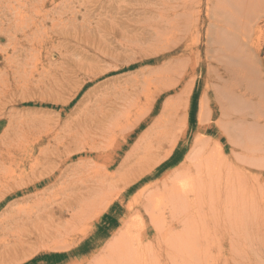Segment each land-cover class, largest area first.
<instances>
[{"label": "rangeland", "instance_id": "1", "mask_svg": "<svg viewBox=\"0 0 264 264\" xmlns=\"http://www.w3.org/2000/svg\"><path fill=\"white\" fill-rule=\"evenodd\" d=\"M95 1L97 0H53V2H51V0H0V26L2 25V28L0 27V29L3 30V26L7 27L6 25L13 26V29H15L17 27L16 23H18L19 27H22V31L20 28H17L13 31V33L12 31L10 32L19 40L15 44L7 42L6 36L3 35L4 33L2 32L1 34L0 32V146H2L3 149L9 147L11 151L15 152L19 145H15L14 147H12V145L5 146L6 138L8 136H12V133L21 134L20 132L22 131V134H25V137H28L29 141H34L32 143L26 142L28 143V146L31 145L36 149L33 157H38V159H42L43 161V168L40 167V164H36L37 166L33 164L36 168V170L34 169L33 171H30L29 166L31 163H27V160H25L26 162L23 166L16 163L11 164L9 162H5L2 165V162H0V181H4L6 178L9 179V177L5 175L2 176L1 173H3L6 169H15L13 166H19L21 170L18 169L19 171H15V174H17L15 175V178L14 176L10 177V180L13 179L11 180L13 184L7 188L16 187L20 184L17 177L18 175H27V177L37 175V177L42 178L48 174L45 173V168L46 171L51 170V168L52 171L55 170V175L51 184H49L50 187L46 185L43 187V189L49 187L48 191H43L42 189L35 193L29 192L27 193L26 198L20 193L19 195L17 193L14 197L7 196L3 201H1V227L5 228L7 226V219L13 215V213L15 214L19 211V209H24V214L25 210H31V206L33 205L35 198H42L43 200H48V198H50L49 200L57 202L53 201V204L51 201L46 208L47 211L45 212L47 213L51 210L52 215L49 217L50 219H54L52 221L53 223H51V228L59 226V223L69 220L70 214L75 211L72 209V206L69 207V204L78 209V204L84 201L92 202L89 208L83 210L84 213L86 212L85 216L79 217L76 220V222L82 226L84 224V218L87 217V214L88 217H92L88 221L89 223H87V225L83 228L86 231L81 234L78 233L74 235L73 233H69L67 235L69 236L68 240H66L68 243L78 240L75 245L74 243L71 244L72 248L80 242L82 243V246L77 247L76 251L73 250V253L70 252V254L72 253L71 256L70 254L68 257L65 255L66 258L64 259L62 256H59L58 262H52L53 264H62V261L64 260L68 261L69 264H80L81 262V264H136L138 262H136L137 256L131 253V249L134 247V249L144 248V251H146L147 248L145 247L150 243L151 245L148 250L152 252L148 259L140 264H174V262H176L175 260L178 250L173 249L171 246L173 243L170 242L173 241L172 239H174L177 234L186 232L190 227L184 219H182V222L177 226H173V231L171 228H168L170 227L169 225H164L162 229L164 231H168L166 232L167 234H163L161 239L154 240V231L149 228L151 222L147 212V210L151 207L153 208L154 213L159 216V222H162L163 219L169 221V216L174 218L184 217L188 212L189 214L187 216L191 215L194 216V218H200L195 212L198 211L199 207H203L204 205L210 206L213 204L219 205L215 211H209V209H206V214L202 215V218L207 217L205 218V225L208 227H205V229L203 226L202 228L205 230L203 229V232H200L198 235H202L201 233L204 232H209L210 229L211 233H206L204 237L207 235L211 237L213 234L215 236H219V233L221 232L220 235L222 234L223 236H228L229 238L230 233L234 232V230H243L245 227L250 226L248 227L249 229L256 230L257 232L259 231V234L261 235L260 237L264 238V192L262 193L259 190L257 192V188L260 189V187H264V172L258 173L255 177L248 179L244 176L245 174H243V171L245 169H253L254 171L256 168H254L251 163H245L243 159L240 161L236 160L235 163L233 160L234 164L230 167H234H232L230 174H225L223 171L222 174H224V177L218 176V178L216 176L215 179H220L222 177L220 181H224L226 183V179L224 180V178H227V182L230 183L231 180L238 178L237 180L239 181H236L240 182V184L247 182L248 187H246L247 189L245 188L247 196L249 195V188H253L256 191L255 193H251L249 198L253 207L252 209L251 207L246 208V210L239 209V206L236 203L238 201L236 199H234L235 203L232 201L233 199H231V202L229 203V200L226 199L225 193L223 194V192L213 190L210 192L203 191L197 195L194 204H191L193 205L192 210L194 211L192 212V210L190 211V209H188L184 200L178 196H166L164 192L167 187H171L173 190L177 191L189 185L182 172L187 164L185 156H187L188 152L191 150L192 152H199L203 147L201 144L192 147L191 144L195 136L198 134V127L196 126L198 123L196 119L199 113V99L204 90L206 84L205 81L208 79V74L206 70H204L202 75L197 78L195 84L190 85V89L188 85L191 82L188 84L187 82L192 78H188L187 81L179 86L178 90L175 92L171 91L169 93L159 95V87L161 88L163 84L156 83L155 80L151 78L152 76L165 75L166 72L172 75L170 76L171 78H175V74L177 72L175 64H167L168 66L162 67L161 65L165 62V60L161 58L160 51L166 45H174L179 38V34L178 32L176 33L177 30H172L174 33H170L169 42L164 39V44L163 40L157 41L159 40L157 32L154 33V31H152L149 27L150 24L152 25V21H156V14L153 11L152 14H144L141 6L162 8L165 4L164 2L168 1L169 4H173L174 0H112L110 4L102 3L103 6L113 4L117 5V7L120 6L121 9H123V7L125 9L127 8L128 13L123 15H120V13L116 11V8L113 9V11L107 10L109 13H106L107 11L94 10V8H97ZM240 2L244 4L242 0ZM53 5L58 6L59 11L62 9L61 12L65 9V12H62L61 15L56 14ZM109 5H107V7ZM215 12V19H220L219 15L221 14H219V11L216 9ZM23 19L28 22L27 24H34L36 27L31 28V30L28 31V27L25 26L26 21L23 24ZM21 20L22 25L20 24ZM7 22L11 23L6 24ZM204 31L205 29L203 32ZM15 32L16 34H14ZM25 35H28L29 41L36 44V50H34L35 52L33 51V54L36 56L35 59L37 61H33L35 60L33 57L26 58L25 61L24 56L17 58V60L12 61L11 63L5 62L4 58V60L1 59L2 55L5 56L11 53L10 51L13 46H16L19 52H24V50L29 47L27 46L28 39H26ZM163 38H165L164 35ZM260 38L262 45L259 53L256 51L258 50V47L252 45L251 43H249V46L246 47V51L248 50L253 53V56L256 59L259 58L264 66V32L261 33ZM178 50L174 51L171 56L172 58L179 55L180 52ZM204 50V45H202L200 48L202 56L204 55ZM25 62H28V64ZM252 65L253 64H251V66ZM255 67L258 69L257 64H255ZM255 67L247 68L248 74L253 76L255 75L254 77L257 76L260 78H257L258 80L255 79L257 81H255L252 88L250 87V89H248L250 91H247H254L253 93L256 94L255 100L253 101L252 99V102H248V107L243 105V110L247 116L252 114L254 111H258L260 124H262L264 123V100H262L264 99V67H262L260 74L257 72ZM42 69H44V71ZM209 71L212 76V69ZM148 74H152V76L148 77ZM258 74L262 75L259 77ZM144 77L149 79V84L144 81ZM209 79L211 80L212 77ZM135 80H138V83ZM258 81L261 85L263 83V86H261ZM136 83L137 86H135ZM211 83L214 85V88L207 90V96L209 98L210 108L213 112L212 122L205 123L201 127V133L204 136L203 139L210 142V146L216 150V153L219 151L218 145H221L225 154L224 158L228 159L232 149V145L230 144L231 140H234L237 137H235V134L230 133L228 129L225 130L226 127L224 128V125L226 126V119L224 115L221 116L222 112L220 107H224L223 104L225 103V100L221 97V94H218V88H215V82ZM25 86H27L26 90L24 88ZM214 89H216L215 91L217 92V95ZM260 89H263L262 94L260 93V95H258L259 92H261L259 91ZM22 90L23 92H21ZM189 91L192 92L191 96L189 95ZM74 93L75 96H71ZM256 97L258 100H262L261 103L259 101L262 105L256 101ZM126 99H131V101L137 104L138 108L134 107L127 111L128 113L126 116L128 117L126 119L123 118L119 126L113 129V133L115 135L112 134L111 136V134H108L109 136H105V134L103 136H98L91 133L86 136L83 135L85 132H82L81 134L76 133V131L84 129L85 126L89 124L94 126V124H96L95 121L98 124V119L101 118V114H99L101 111L99 109H103V111L109 110L108 108H110L109 106L112 104L114 105V110L112 111L113 117H118L122 108V102ZM106 100L108 101L106 102ZM166 100H172V102L176 103V106H178L175 121L177 122L176 124L179 128L176 131V136L172 134L169 138L170 140H174L176 146L174 147L171 156L164 158L163 155L168 149L166 141L161 150L155 149L153 151V158L151 160L141 153V151H143V146L142 148H139L140 150L137 148V141L143 133H148L150 128L153 129V126L151 127V125L154 120L164 118L168 114V111L162 114L161 110V106ZM187 103H190L189 111L184 109ZM151 105L153 106V109L151 114L148 116L144 113V111L147 107H151ZM251 108L253 110H251ZM138 117L141 119L139 120ZM218 117H221L220 120L222 127L221 125L217 126L216 124V120H219ZM222 120L224 122H222ZM250 121L251 120L249 119L248 123L250 127H248V129L250 132L259 130L258 127L253 129V125ZM126 124L130 125V130H122L120 127V125L126 126ZM185 124L188 128L187 131L189 130V134L185 144L186 149L184 148L182 150V142H184L182 138L184 134L182 131L184 129L182 130V126H185ZM224 134L228 137L230 136L232 139L226 137ZM55 136H57V138ZM123 136H129L127 142L123 149L119 151L120 157L114 158L111 167L107 171L114 172L116 174V171L119 170L118 163L121 162V160L124 162L126 152H129L131 153L129 162L136 165H133V170H131L129 177H133L142 171H150L153 167H155L151 171L152 174L155 173L154 176H143L138 182L129 186V188L126 184L124 185L123 182H120V180L118 181L117 177L114 179L117 186L113 188L112 184L109 186L106 185L101 189L91 187L89 184L97 183L96 180L91 179L97 176V172L102 169V164L101 162H95L90 158L78 159L80 155V153H77L78 150H88L89 146L87 145V142H91V139L99 138L102 141H106V139H110L111 137L113 145H115L116 142L122 143ZM36 138L37 140L41 139V145L35 143V141H37ZM261 138L264 139V134L261 135ZM257 140L258 138L256 141ZM47 142H49L48 145ZM78 145L83 146L82 148L84 149L77 147ZM213 145L217 146L214 147ZM37 147L46 151L43 152V154L46 153L45 156L48 152L52 154L50 155L51 157L49 156V159L47 158L48 161L50 160L48 162L49 164L45 162L46 160H43V154H38ZM67 147H69L71 151H68ZM262 153H264V150H262L260 154ZM29 155L32 156V153H28V156ZM67 158L70 160L64 162V159L67 160ZM162 158L164 159L162 160ZM159 160L161 161L160 165L157 164ZM57 167H61V173L56 170ZM233 168L237 171H234ZM43 169V175L38 176L40 175L39 171H42ZM169 171L175 172L177 177L167 183H161V178ZM33 172H35V174ZM60 176H62L61 179ZM16 181L19 183H15ZM81 184L85 185L84 187L86 188H84V190L79 189L71 197L69 196L70 198L67 197L69 198L68 204L62 203L64 200L61 199V196L64 194L62 198L65 199V195L67 196V194L70 193L76 186L79 187ZM83 185H81V187ZM86 185L89 186L87 187ZM124 186L125 188H128L126 191H123L125 190ZM5 188L6 187L4 185L0 189V194L2 196L6 195L5 191L7 188ZM139 192H143L144 195H151L150 199L143 200V197L138 198L140 197L138 196L135 197L134 200V196L138 195L137 193ZM115 194L119 195L118 197H115L114 202H112L111 199ZM242 195L245 194L243 193ZM119 196L122 197L119 198ZM140 199L141 201H139ZM145 200H147V202H145ZM181 200L183 203L180 202ZM240 200L243 202V199ZM110 201L111 204L106 208L105 205ZM12 202L14 203L11 204ZM169 202L173 204V209L175 210L174 214L170 211V207L168 206ZM223 203L226 205L228 203L226 206L227 209L230 207L228 213H225V210L227 211V209L224 208L225 206ZM7 204L9 206L8 211L6 208ZM130 204L131 206L129 208L128 205ZM239 205H242V203ZM249 208L254 215H251ZM256 208H258V211ZM59 210H63L61 212L62 215L59 218L60 220L57 219L59 214L58 212H60ZM255 210L257 212H255ZM217 211L218 213H216ZM29 215L22 216L23 220H26L25 222L29 221ZM32 215V218H34L35 214L32 213ZM243 215L248 217H244ZM253 217L255 218L253 219ZM249 219L251 221H249ZM252 220H254V222H252ZM18 221L21 222V217H19ZM43 221L45 223L44 225H47L49 222H46L47 220H45V218ZM174 221L175 220H173V222ZM233 221L237 222L235 223L236 225ZM128 222H130V224L125 225ZM25 226L27 227L26 230H24L25 228H23V230H14L17 227L13 229L17 236L24 235L23 238L21 237L23 241L18 246L15 256L7 255L8 253H2L3 249L1 248L0 264H50L48 259H51L50 256L53 255V253H56V250L50 251L44 247L38 248L35 241L31 242V240L28 239V235L34 236L35 234V232L31 229V224H26ZM128 226L131 228V231L129 234H126L124 231ZM234 226L238 227L234 228ZM135 227L136 229H134ZM143 229L147 231V234L142 231ZM170 230L171 232H169ZM138 232H140L141 235ZM115 234L121 235L122 238L114 236ZM194 234L196 235L195 232ZM126 236H128V238H126ZM208 236L206 238H208ZM137 237L140 239L136 242L134 239ZM204 237L202 239H204ZM4 238L12 239L11 229L9 230L7 227L3 231L0 229V239ZM25 239H27V241ZM99 240H103V242L98 243L97 241ZM140 240L143 247H140V244L138 243ZM94 244H97V246L93 249L95 254H90L88 252L85 253V251H87V249ZM44 245H46V243ZM126 245L129 246L127 247ZM7 251L13 252L14 248H9ZM111 251L117 252V256L113 255V258L105 259L107 257V253H110ZM163 253L166 254L164 255ZM155 254V258H151V256H154ZM215 257L207 258L210 262L206 261V259H202L201 264H221L217 260V257ZM203 260H205V262Z\"/></svg>", "mask_w": 264, "mask_h": 264}, {"label": "bare ground", "instance_id": "2", "mask_svg": "<svg viewBox=\"0 0 264 264\" xmlns=\"http://www.w3.org/2000/svg\"><path fill=\"white\" fill-rule=\"evenodd\" d=\"M240 1L241 0H197V1H195V0H174L173 4H169L168 1L164 2L165 4L162 8H153V7L141 6L142 12L144 14L145 13H151L152 14V11L155 12V14H156V17H155L156 21H152L151 22L152 25L150 24L149 27L152 29V31H154V33L157 32L158 38H159V40H157V41H161L164 39V40L169 42L170 33L172 32V30L173 31L177 30L176 33L178 32V34H179V38L177 39V41L174 45L172 44L173 46L171 44L166 45L160 51L161 58L163 60H165V62H163L161 65L162 67L171 65L172 63L175 64L176 71H177L176 74L174 73L175 78H171L170 76H172V75H170L168 72H166V74L162 75V76H152V74L151 75L148 74L149 75L148 77L152 76L151 78L153 80H155L156 83L163 84V86H161V88L159 87V89H160L159 95L164 94V93H169L171 91L175 92L176 90H178L179 86H181L184 82L187 81L188 78H192L190 81L187 82V84L191 82L188 85L189 89H190V85L195 84L197 78L202 75L204 70H206V72L208 74V79L207 80L205 79L206 84H205L204 90H203V92L200 96V99H199V113H198V116L196 119V121L198 123L196 125L198 127V132H197L198 134L195 136V138L191 144L192 147L196 146V145H200V144L203 147H202V150L199 152H192V150L188 152L187 156H185V158L187 159V161H186L187 164L185 165L184 171L182 172L185 175L186 182H188L189 185L187 184L188 185L187 187L185 186L184 188L177 190V191L173 190L171 187H167V189L164 190L166 196L167 195L178 196L179 198L184 200V202L186 203V205H187L188 209H190V211L193 209V205H191V204H194L196 197L200 192H203V191L210 192L213 190L223 192V194L225 193L226 199L229 200V203L231 202V199H233L232 200L233 202H234V199H236L238 201L236 203L238 204L239 209L246 210V208H248V207H251V209H252L253 207L251 205L249 198H250L251 193L256 192L255 189L249 188V195L247 196V193H245L246 192L245 190L247 189L246 187H248L247 182H243V184H240V182H237V181H239V180H237L238 179L237 178L235 180H231V182L228 183L227 178H224V180L226 179V183H225L224 181H220L221 178L224 177L223 176L224 174H222V172L224 171L225 174L226 173L230 174L232 167H234V166H232V167H230V166L232 164H234L236 160L240 161L242 159L245 163L246 162L251 163V165L257 169V170L254 169V171H253V169L252 170L251 169H248V170L245 169L243 171V174H245L244 176L247 177L248 179L255 177L256 174H258V173L264 172V155H262L264 153L260 154L261 151L264 150V139L261 138V135L264 134V126H263L264 123H262L263 125L260 124V116H259L258 111L257 112L254 111L252 114L248 113L249 115L247 116V114H245L244 113L245 111L243 110L244 106H247L248 102H250V101L252 102V99H253V101L255 100L256 94L253 93L254 91L253 92H247V91H250L248 89H250V87L252 88L255 81L260 79L257 76L254 77L255 75L253 76V75L248 74L247 68L248 67H255V64H257L258 69H257V67H255V68L257 69V72L260 74L262 67H264L261 63L262 61L259 58L256 59L253 56V53L249 52L248 50L246 51V47L249 46V43L258 47V50H256L257 53H259V50L261 49L260 47H261L262 43L260 42L261 41L260 37H261V33L264 32V0H242L244 2V4H242V2H240ZM51 2H53V0H51ZM111 2H112V0H97V1H95V3L97 4V8H94V10H102V11L112 10L113 11V9L116 8L117 9L116 11L119 12L120 15L128 13L127 8L125 9L122 6L123 9H121L120 6L117 7V5H113V4L109 5ZM102 3H109V4H107L109 6L108 7H107V5L103 6ZM53 8H54L56 14H58V15H61L62 12H65V9L62 12H61L62 9L59 11L58 6H56V5H53ZM216 9L219 11V14H221V15H219L220 19H215ZM106 13H109V11H107ZM157 19H159V20H157ZM25 21L26 20L23 19V24L25 23ZM12 22H13V20H12ZM20 22H21L20 24L22 25V20ZM8 23L10 24L11 22H7L6 24H8ZM27 23L28 22L26 21L25 26L28 27V31H30L31 28L36 27L34 24H30V23H29L30 24V26H29V24H27ZM31 23H33V22H31ZM6 26L7 27L3 26L4 29L3 30L0 29V32H1V34H2V32L4 33L3 35L6 36L7 42H10V44H13V43L15 44L19 40H18V38L14 37V35L12 33L17 28L18 29L20 28L22 31V27H19L18 23H16L17 27L15 29H13L14 28L13 26H8V25H6ZM204 29H205V31L203 32ZM11 31H12V33H10ZM23 31H24V29H23ZM209 31L210 32L212 31V32L210 33ZM16 32L14 34H16ZM172 33H174V32H172ZM163 35L165 36V38H163ZM176 36H178V35H176ZM25 37H26V39H28V35L27 36L25 35ZM164 40H163V44H164ZM152 44H154V43H152ZM202 45H204V48H205L203 56H202L201 51H200V48ZM27 46H29V47L26 50H24V52H19L18 48L16 46H13L11 51H10L11 53L9 55H5V56L2 55L1 59L4 58L5 62H7V63H11L12 61L17 60V58H20L23 56L25 57V61H26V58L33 57V59H35L36 56L33 54V51L36 50V44L32 43L28 39V45ZM145 46H147V45H145ZM158 46H160V45H158ZM177 50L180 52L179 55L172 58L171 56L173 55L174 51H177ZM145 51H146V48H145ZM175 54H176V52H175ZM33 61H37V60L35 59ZM179 63H182V64H179ZM26 64H28V62ZM251 64H253L254 66L253 65L251 66ZM210 69H212V71H213L212 76L209 73ZM42 70L44 71V69H42ZM254 71H255V69H254ZM259 74H258V76L260 77L262 74L261 75H259ZM197 75H199V76H197ZM210 77H212L211 80L209 79ZM255 79H257V80H255ZM261 79H262V77H261ZM135 81L138 83V80H135ZM144 81L147 84H149V82H148L149 79H147L146 77H144ZM199 82H200V78H199ZM211 82H215V85H216L215 88L216 87L218 88V90H217L218 94H221L222 95L221 97H223L225 100L224 101L225 103L223 104L224 107H220L221 112H222V114L221 113L220 114H221V116L224 115L225 119H226L225 120L226 126L224 125V128L226 127L225 130L228 129L230 133L235 134L236 135L235 137H237L234 140H231L230 144L232 145L231 146L232 149H231V154L228 156V159L224 158L225 154H224L223 147L221 145H218L217 143H215L218 145V148H219L218 153H216V150H214V148H212V146H210L211 145L210 142L205 141L203 139L204 136L201 133V127L207 122H212L213 112L210 108V102H209V98L207 96V90H209L210 88H214V85ZM137 83L135 84V86H137ZM260 85H261V83H260ZM261 86H263V83ZM24 88L26 90L27 86H25ZM216 89H214V91ZM262 90L261 89L259 90L261 92H259L258 95H260V93L262 94ZM21 92H23V90ZM263 92H264V90H263ZM75 93L71 96L74 97ZM191 93L192 92L189 91L190 96H191ZM216 95H217V92H216ZM258 97H260V96H258ZM262 100H264V99H262ZM262 100L260 101L256 97V101H258V103H259V101L261 103ZM107 101L108 100H106V102ZM221 101H223V100H221ZM114 103H117V102H114ZM220 103H219V106H220ZM223 105H221V106H223ZM260 105H262V104H260ZM217 106H218V104H217ZM248 106H249V103H248ZM109 107L111 108V109L108 108L109 110L103 111V109H99L101 111V112H99V114H101V118L98 119V124L95 121L96 124L93 123L94 126L92 124H89V125L85 126L84 129H82L80 131H76V133L81 134L82 132H85L83 135H86V136L91 134V133H94L98 136H103L105 134H106L105 136H109L108 134H111V136H112V134H114L113 129L115 127L119 126V124L121 123L123 118L126 119L128 117V116H126L128 113L127 111L134 108V107L136 108L137 104L135 102L131 101V99H126L125 101H123L122 102V108H121V111H120V114L118 115V117H115V116L113 117L112 111L114 110V105L112 104ZM161 107H162V109H161L162 114L166 113L167 111H168V114L164 118L154 120L152 122V125H151V127L153 126V129L150 128V131L148 133H146V132L143 133L141 135L140 139L137 141V148L139 149V148H142V146H143V151H141V153L143 155H145L147 158H150L151 160L153 158V151L155 149L161 150L163 147V144L166 141H167L166 144L168 145V149L165 151V153L163 155L164 158L171 156L173 149L176 146V143H174V140H170L169 138L172 134H174L176 136V133H177L176 131L179 128V126L176 124L177 122L175 121L178 106H176V103L172 102V100H166ZM247 107H245V108H247ZM152 109H153V106L151 105V107H147L145 109L144 113H146V115L149 116L151 114ZM184 109L189 111L190 110V103H187L185 105ZM251 110H253V109L251 108ZM121 114H122V116H121ZM218 118H219V120H216V124H217V126H220L221 125V120H220L221 117H218ZM222 118H224V117H222ZM140 119L141 118H139V120ZM249 119L251 120L250 122L253 125V129H256L258 127L259 130L254 131V132H250V130L248 129V127H250V125L248 123ZM222 122H224V121L222 120ZM131 126H133V125H131ZM120 127L122 128V130L123 129L130 130V125H127V124H126V126L120 125ZM221 127H222V125H221ZM187 129L188 128L186 127V124H185V126H182V130H183L182 132L184 133L182 136L183 141H184V142H182V147H183L182 150L186 147L185 144H186L187 137L189 134V130L187 131ZM251 129H252V127H251ZM253 129H252V131H253ZM122 130H121V132H122ZM20 133L21 134L12 133V136H8L6 138L5 146H7V145L11 146L12 145V147H14L15 145L16 146L19 145L18 149L15 152L11 151L9 147L3 149V147L0 146V162H2V165L5 162H9L11 164L16 163L18 165L23 166L26 162L25 160H27V163H29V164L31 163L29 166L30 171H33L34 169L36 170V168H35V166H33V164L34 165L40 164L41 165L40 167H42V162H43L42 159H38V157H33L35 152H36L35 147H33L31 145L28 146L27 145L28 143H26V142L32 143L34 141H29L28 137H25V134H22V131ZM55 137L57 138V136H55ZM128 137L129 136H123L122 143L116 142L115 145H113V140L111 139V137H110V139L109 138L106 139V141H102L99 138L91 139V142H87V145L89 146V148L87 147L88 150H85V151L78 150L77 153H80L78 159L90 158L91 160L98 162V163L101 162V164H102V169H100L97 172V176L93 177L91 179V180H96L97 183L89 184L91 187H93L95 189H101L106 185L109 186L110 184H112V188H113V187L117 186L116 181H114V179L117 177L118 181L120 180V182H123V184L124 185L126 184V186L129 188V186L138 182L140 180V178H142L143 176H146V175H148V176L150 175V177L154 176L155 173L152 174L151 171L155 167H153L152 170H150V171H144V172L142 171L143 173L140 172V173L134 175L133 177H129L130 172H131V170H133V165H134V164H131L129 162V159L131 156V153H129V152L128 153L126 152L124 162H122V160H121V162L118 163V169L119 170L116 171V174L114 172L107 171L111 167V164H112V161L114 160V158L120 157L119 151L121 149H123V147L125 146ZM226 137H228V136H226ZM228 138H231V137L229 136ZM257 138H258V140L256 141ZM206 139H208V138H206ZM36 140H37V138H36ZM87 141H89V140H87ZM162 141H164V142H162ZM35 143L40 144L41 139L35 141ZM48 144H49V142H47V145ZM217 145H215V146H217ZM77 147L82 148L83 146L78 145ZM134 148H133V150H134ZM82 149H84V148H82ZM138 149H136V150H138ZM67 150L69 151L70 148L67 147ZM72 150H74V149H72ZM37 151H38L39 155L43 154V152H46L42 148L41 149L38 148ZM28 153H30V154L32 153V156H30V155L28 156ZM81 153H83V154H81ZM45 154L46 153H44L42 157L44 158L43 160H46L45 162L48 163L50 160L48 161L47 158L49 159V156L52 154H50L49 152H48L49 155L47 154L45 156ZM64 156H66V155H64ZM31 157H32V160H31ZM67 157H71V156H67ZM164 158H162V160ZM68 160H70V159L69 158H67V160L64 159V162H67ZM233 160H234V163H233ZM160 163H161V161L159 160L157 164L160 165ZM113 166H114V164H113ZM134 166H136V165H134ZM13 167H15V169H11V168L6 169L3 171V173H1L2 176L5 175V176L9 177V179L6 178V180L3 179L4 181H0V189L4 185L7 188L8 186H11L13 184V182L11 181L13 179L10 180V177L14 176V178H15V175H17V174H15V171L18 169L21 170L19 168V166H13ZM57 168H56V170L60 171V173H61V171H62L61 167L60 168L57 167ZM233 169H234V171H237L235 168H233ZM50 171H52V168L49 171H46V168H45V173L46 174L48 173V174L46 176H43L42 178L37 177V175H35L33 177H30V176L27 177V175L26 176L18 175L17 177L20 181V184L16 187H10L7 189L5 188L6 189V191H5L6 195L2 196L0 194V204H1V201H3L7 196L14 197L17 193H18V195L20 193L21 195H23V197L26 198L27 193H29V192L35 193L39 190H42L43 187H45V185L49 186V184H51V181L55 175V172H54L55 170L52 171L53 173ZM63 171H65V170H63ZM39 172H40L39 173L40 175H38V176H42L43 175L42 172H44V169L42 171H39ZM136 172H138V171H136ZM149 172H151V173H149ZM33 173L35 174V172H33ZM216 176L217 177L222 176V177L220 179H215ZM61 177L62 176H60V179H61ZM176 177L177 176H176L175 172L169 171L168 173H166L161 178V181H162L161 183H167L169 181L174 180ZM20 178H21L22 182H21ZM57 180H59V179H57ZM17 181L15 183H19ZM54 181H55V179H54ZM81 185H83V184H81ZM81 185L79 187L76 186L70 193L67 194V196L65 195L66 196V197L64 196L65 199L62 198V196L64 195L63 194L61 196V199L64 200L65 202L62 201V203L68 204L69 198L73 194H75L76 191H78L79 189L84 190V188H86V187H84L85 185H83L82 187H81ZM89 185H86V186L88 187ZM49 187L43 189V191H48ZM128 188H125V186H124L125 190H123V191H126ZM258 190L263 193L264 187H260V189L257 188V192H258ZM120 192H122V191H120ZM243 193L245 195H242ZM119 194H115L112 197L111 201L114 202V198L118 197ZM137 194L138 195L134 196V198H133L134 200H135V197H138V196H140L138 198L143 197L142 198L143 200L144 199H150V197H151V195H149V194L144 195L143 192H139ZM67 197H69V198H67ZM120 197H122V196H119V198ZM49 199L50 198H48V200H43L42 198H35L33 201V205L31 206V210L30 209L25 210V214H24V212H23L24 209H19V211H17L15 214L13 213V215H11L7 219V223H6L7 226L6 227L9 230L11 229L12 239H5V238L0 239V249L1 248L3 249L2 253H8L7 255L15 256L18 246L23 241L22 238L24 235H18L17 236L15 234L16 232L14 230H17V229L23 230V228H25L24 230H26V228H27L25 226L26 224H31V229L33 232H35L34 236L28 235L29 236L28 239H30L31 242L35 241V244L38 246V248L44 247L50 251L56 250V253H53V255H51V256L49 255L51 257V259H48L50 264L52 262H58L59 256H62L63 259L66 258V256L68 257L70 252L73 253V250L76 251L77 247L82 246L81 245L82 243L80 242L72 248L71 244L74 243V245H75V243L78 242V240L76 239L77 241H72V242L68 243V242H66V240H68V237H69L67 235L69 233L70 234L73 233L74 235H76L78 233L81 234V233L86 231L83 228L87 225V223H89L88 221L92 217H88V214H87L86 215L87 217L84 218V224L82 226H80L76 222V220L79 217L85 216L86 212L84 213L83 210L86 208H89L91 206L92 202H90V201L85 202L84 201V202L78 204V209L73 207V205L69 204V207L72 206V209L75 210L70 214L69 220H66L62 223H59V226H55L54 228H51V223H53L52 221L54 220L52 218L50 219V217L52 215L51 210L48 211L47 213H45V212L47 211L46 208L50 204V202L52 201V203L54 204V202H56V201L49 200ZM222 199H223V197H222ZM240 199H243V202H241L242 200H240ZM182 200L180 201L181 203H183ZM111 201L105 205L106 208L111 204ZM139 201H141V199ZM145 202H147V200H145ZM13 203L14 202H12L11 204H13ZM56 203H55V205H56ZM240 203H242V205H239ZM223 205L225 206L224 208L227 209L226 206L228 205V203H227V205L223 203ZM130 206H131V204L128 205L129 208H130ZM168 206L170 207L171 213L174 214L175 210L173 209V204L169 202ZM217 206L219 207V205H215V204L210 205V206L204 205L203 207H199L198 211H195V212L198 214V216L200 218H197V217L194 218V216H191V215L187 216L189 214V212H188L186 214V216H184V217L174 218L172 216H169V221L163 219L162 222H159V216H157V214L154 213V210L151 207L149 210H147V212H148L149 220L151 222V225L149 226V228H151V230L154 231L153 232L154 233L153 234L154 240L161 239L163 234H167L166 232H168V231H164L162 229L164 225H169L170 227H168V228L172 229L173 226L174 227L177 226L179 223L182 222V219H184V220H186V222L190 228L186 232L177 234L175 236V238L172 239L173 241L171 240L172 242H170V243H173L171 245L172 248L178 250L177 255H176V260H175L176 262H174V264H198V263L201 264L202 259H206V261L210 262L209 260H207V258L215 257V253H216L217 260L221 264H264V238L260 237L261 235L259 234V231L257 232L256 230L249 229L248 227H250V226L245 227L243 230H240V229L238 231H236L237 229L234 230V232L230 233L229 238H228V236L226 237V236H223L222 234L220 235L221 232L219 233V236L218 235L215 236L213 234V235H211V237H209L208 235H207L208 238H206L207 236L204 237L206 235V233L207 234L211 233L210 229H209V232H204L205 234L201 233L203 235L204 239H202L203 238L202 235H198L200 232H203L202 230L205 227H208L207 225H205L206 224L205 218H207V217L202 218V215L206 214L205 213L206 209H209V211L210 210L215 211V209H217ZM240 206H241V208H240ZM8 207L9 206L7 204V207H6L7 211L9 209ZM225 209H223V210H225ZM256 209L258 211V208H256ZM228 210H230V207L227 209V211L225 210V213L226 212L228 213ZM59 211L60 212H58L59 214H58L57 219L60 218V216L62 215L61 212L63 210H59ZM249 211H250V208H249ZM257 211L255 210V212H257ZM20 212H21V215H20ZM192 212H194V211L192 210ZM250 212H251V215H254V214H252V211H250ZM32 213L35 214L34 218H32V216H33ZM216 213H218V211ZM221 213H222V211H221ZM29 214H31L32 216ZM26 215H29V221H27V222H25L26 220H23V217H22V216H26ZM220 216H221V214H220ZM19 217H21V222L18 221ZM244 217H248V216H244ZM44 218H45V220H47L46 222L49 221L47 223V225H44L45 224L43 221ZM254 218L255 217H253V219ZM256 219H258V218H256ZM173 220H175V221L173 222ZM261 220H262V218H261ZM41 221H43V222H41ZM229 221H231V220H229ZM249 221H251V220L249 219ZM233 222H234V224L237 223L235 221H233ZM252 222H254V220H252ZM246 223H248V222H246ZM129 224H130V222L126 223L125 225H129ZM241 224H242V222H241ZM203 226H204V228H202ZM237 227L234 226V228H237ZM5 228L4 227L2 228L1 224H0V229L2 231L5 230ZM14 228H16V229H14ZM198 228H201V229H198ZM134 229H136V227ZM173 230L174 229H172V231ZM198 230H199V232H198ZM74 231H76V232H74ZM130 231H131V228L128 226V227H126L124 232L126 234H129ZM142 231H144L147 234V231H145V229H143ZM215 231H217V230H215ZM94 232H96V231H94ZM169 232H171V230ZM194 232L196 233V235L194 234ZM138 233H140V232H138ZM177 233H179V232H177ZM216 233H218V232H216ZM93 235H94V233H93ZM140 235H141V233H140ZM114 236L122 238L121 235L115 234ZM128 236H126V238H128ZM131 237H130V239H131ZM139 239L140 238L137 237L134 240H136V242H137V240H139ZM168 239H170V238H168ZM25 240L27 241V239H25ZM118 240H119V238H118ZM97 242L101 243V242H103V240H99ZM165 242H167V241H165ZM45 243H46V245H44ZM138 243L140 244V247H143L141 245V240ZM150 245H151V243L147 245L148 247L147 246L145 247V248H147L146 251H144L145 250L144 248L134 249L135 248L134 247L133 249H131V251H132L131 253L133 255L137 256L136 258L138 260L136 259V262L138 261L137 262L138 264L144 262L150 256V254L152 252V251L148 250L150 248ZM95 246H97V244L90 246V248H88L87 251H85V253L88 252L90 254L91 253L95 254V251L93 250L95 248ZM123 246H124V244H123ZM117 247H119V246H117ZM9 248H14V251L8 252L7 249H9ZM69 248H71V249H69ZM130 248H132V247H130ZM165 248H166V246H165ZM125 249H128V248H125ZM65 250H67V251H65ZM214 251H215V253H214ZM72 253L70 254V256L72 255ZM116 253L117 252H113V251H111L110 253L108 252L107 257L105 259L113 258V255L117 256ZM1 255H3V254H1ZM155 256H156V254L154 256L152 255L151 258H155ZM157 256H160V255H157ZM131 258H133V257H131ZM174 259H175V257H174ZM211 260H213V259H211ZM203 261L205 262V260H203ZM62 264H69V263H68V261L64 260V261H62ZM73 264H78V263H73Z\"/></svg>", "mask_w": 264, "mask_h": 264}]
</instances>
